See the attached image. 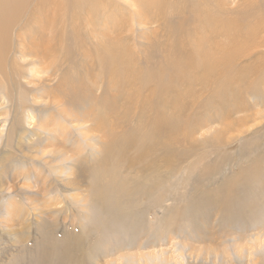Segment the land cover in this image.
I'll return each mask as SVG.
<instances>
[{
  "label": "rangeland",
  "instance_id": "374dc122",
  "mask_svg": "<svg viewBox=\"0 0 264 264\" xmlns=\"http://www.w3.org/2000/svg\"><path fill=\"white\" fill-rule=\"evenodd\" d=\"M157 1L160 11L142 10L136 19L117 9L120 0H48L33 16L53 19L61 36L74 31L78 44L87 41L66 79L84 99L74 107L52 103L45 92H54L59 78L47 73L31 84L19 79L24 85L14 99L0 95V151L10 150L0 154V264H117L119 257L123 264H264V106L230 117L234 105L213 100L199 82L179 87L164 106L153 82L141 80L167 57L189 61L199 49L216 46L219 56L245 54L234 62L227 91L234 104L254 106L264 97V47L249 54L253 46L244 43L248 32L263 26L264 0H231L233 16L252 3L250 19L240 21L247 24L242 32L236 19L231 27L220 23L217 32L201 19H185L190 10L184 0ZM120 18L127 75L112 79L98 62L89 64ZM180 21L176 35L170 29ZM15 67L31 74L32 65ZM36 94L43 97L35 103ZM255 112V120L241 123ZM16 120L18 132L11 137ZM122 137H153L169 150L167 169L154 161L156 149L142 155L131 147L121 159L109 157L108 145ZM109 170L128 192L117 201L109 193L102 209L95 196L112 186ZM225 192L232 198L228 206L219 203L218 193Z\"/></svg>",
  "mask_w": 264,
  "mask_h": 264
},
{
  "label": "bare ground",
  "instance_id": "6f19581e",
  "mask_svg": "<svg viewBox=\"0 0 264 264\" xmlns=\"http://www.w3.org/2000/svg\"><path fill=\"white\" fill-rule=\"evenodd\" d=\"M47 1L48 0H0V95L3 97L4 95H6L9 100L14 99V91L17 94L19 87L24 85V83L19 79H26L27 83L31 84L35 83L34 81L36 78L43 76L42 74H44L45 76V74L47 73V77L49 79L51 77L54 79L59 78V81L57 83V86H54V92L50 90L49 92H45V95L48 94L49 98L53 99L52 103L54 102V100H57L60 105L63 104L65 106L66 104H69L71 107H74L81 103V100L84 99L82 97L84 96V94L79 90H71V86L68 84L69 81L66 82V79L69 78L67 72L69 69H73L77 65L75 61L77 58V53L82 54L79 51V45L88 46V44L87 41L78 44V35H76L74 31H71L70 33H64V35L61 36V28L58 29V26L52 23L53 19L52 21L49 20V23L46 19H33V16L35 14L37 17L39 13H42V8L44 4L47 3ZM162 1L164 5L165 0ZM184 1L188 3L190 10L188 16L185 19H201L200 24L211 26L214 29V32L218 31L220 23L223 24V26L231 27L234 19H236L237 21V27L239 28V30L241 32L244 31V29L247 28V24H243L242 22L240 23V21L241 19H250V11L253 7L252 3H250L249 6L247 5L246 7L241 9L238 15L233 16L232 13L237 11V8L236 6L231 5V0ZM117 3L120 4L117 5V9L122 6L124 10L130 12V14L132 15V19H136L134 17L135 14L141 15L142 10L160 11L163 7H157V0H120V2ZM112 8L115 7L113 6ZM107 9L109 11L111 10L110 5H108L107 7L105 6L104 12L106 14ZM260 16L263 18V14ZM138 19H140V17H138ZM144 22V20H139L136 23L141 24ZM114 23L115 24L112 27H109L108 32H111L109 33L111 35H108L110 36L108 39L109 41L104 44V46L101 45L102 48L100 53L99 51H97V58H92V61L95 62L89 64L90 67H94V65L96 66V63L98 62L103 72H108L112 79L125 77L127 75L124 69L125 53L123 40L126 38V36L124 35L125 25L123 23V19L121 18L118 20L116 19ZM180 24L181 21L174 26H171L172 28L170 30L175 32L176 35H179L180 33ZM134 25L135 21L133 20L131 24L132 29ZM108 32H106V34ZM220 32L221 29L218 32V35ZM96 35L97 36L95 37V39H99L98 34ZM263 42L264 22L263 26L260 25L259 28H253L250 33L248 32L244 45L248 47L253 46L252 51L249 53L253 54L256 50H258V48L264 47ZM214 47L216 48V46ZM215 48H211V50L203 52L201 49H199L191 56V60L189 61H184L180 58L173 61L167 57L160 68L145 75H141V80L145 83L153 82L154 92L160 93L161 103L164 106L170 105L172 92L178 90L179 87L185 85V83L187 82L191 84L198 82L202 83L210 90V95L213 100H223V105L226 107L234 105L228 111V116L230 117L234 116L239 111L249 110L252 109V107H257L260 105L264 106V97L261 99L255 98V103L253 104L254 106H251V104L249 103L244 106L234 104L235 97L232 94L228 93L227 86L230 82H234V76L232 75L233 71L237 69L234 68V62L236 63L237 57H239L238 61L241 60L245 56V54H237L236 57L235 54H233V51H229L228 54L219 56L215 54ZM198 53H201L199 57ZM238 63L239 62H237V64ZM19 65H32L31 74H22L21 71L18 70L17 67H15ZM63 69L65 70V72H63ZM263 79L264 73H262V81ZM43 87H45V85H43ZM51 87L52 86H50V89ZM5 89L7 92L9 91V93H12L13 98L11 97V94L7 95ZM35 89L36 88H34L33 90L35 91ZM89 89L92 90V88ZM260 89L261 88H259L258 91ZM39 97H43V95L36 94L35 97H33L32 101L36 103V99H38ZM225 98H227V100H225ZM88 101L91 100L86 99L84 103L88 104ZM48 105L50 104L48 103ZM30 111L32 112L30 116H33V119H35L36 114L33 112L34 108L32 107ZM63 112H65L64 108ZM257 115V112L247 115L241 118V123H248L250 118H253L255 120L257 118ZM18 124V120H16V122L12 127H10L9 131L7 132L11 137H14V132H18ZM209 124H206V126H209ZM234 126L235 125L233 122L228 124L229 129H232V127ZM18 139H20V137H18ZM18 142H22V139L18 140ZM14 146L16 147V144ZM18 146L22 149V146ZM8 147H10V145H8ZM131 147H134L137 150V153L142 155L149 154V151L156 149L159 152L153 154L154 161L156 163L164 162V167L167 169V164L169 161V150H163V145H155L153 137H148L147 139L140 138L139 140L135 139L134 137L118 138L117 142H113L108 145L107 153L109 157H112L114 160H118L123 158V156L126 155L127 150ZM145 149L147 151L142 152V150ZM9 153L10 150L6 148H3L0 151V154L9 155ZM107 161L108 158L107 156H105V164H107ZM4 170H6V172L9 171L7 168H4ZM114 172L115 171H108V174L111 177L110 180H114L111 184L112 186L110 187L109 184H105L104 188L106 189V192L95 196L96 200H98L99 202V205L103 206L102 209H105L104 205L106 201L108 202V198L110 197L109 193L113 192L117 194V201V197L119 198L121 194L126 195L128 192L123 180H121L119 177H116L117 175ZM2 174H5L3 170ZM218 195L219 203H221V205L223 206H228L229 200L232 199L231 197H229L230 193H218ZM69 255L70 253L64 255V257H69ZM120 258L121 257L117 259V264H123ZM61 263L69 264L70 261H56V264ZM41 264H45V262H41ZM49 264H51V262ZM98 264H108V262L98 261Z\"/></svg>",
  "mask_w": 264,
  "mask_h": 264
}]
</instances>
